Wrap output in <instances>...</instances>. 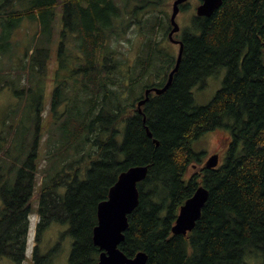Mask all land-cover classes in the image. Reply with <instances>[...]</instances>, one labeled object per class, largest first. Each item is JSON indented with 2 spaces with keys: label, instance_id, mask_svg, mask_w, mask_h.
I'll return each mask as SVG.
<instances>
[{
  "label": "trees",
  "instance_id": "obj_1",
  "mask_svg": "<svg viewBox=\"0 0 264 264\" xmlns=\"http://www.w3.org/2000/svg\"><path fill=\"white\" fill-rule=\"evenodd\" d=\"M162 2L0 0V93L10 89L18 99L0 129V162L11 161L7 173L0 163V257L24 264L37 199L31 264H52L57 247H40L53 223L68 226L69 264H97L98 204L121 172L147 165L120 244L128 256L145 251L147 264H264V0H224L211 16L195 15L172 84L140 113L144 89L163 86L176 64L164 44L171 24L157 11ZM30 25L29 40L17 39ZM134 26L148 34L128 64L116 43ZM222 68L223 86L197 105L193 88ZM219 128L231 134L224 162L187 176L201 159L193 142ZM45 132L49 161L66 162L45 169L39 182ZM200 185L209 190L200 218L174 234L180 207Z\"/></svg>",
  "mask_w": 264,
  "mask_h": 264
},
{
  "label": "rangeland",
  "instance_id": "obj_2",
  "mask_svg": "<svg viewBox=\"0 0 264 264\" xmlns=\"http://www.w3.org/2000/svg\"><path fill=\"white\" fill-rule=\"evenodd\" d=\"M173 2L174 0H163L162 4L159 6V8H157V11L161 12V15L164 16L168 15L170 17L173 9ZM11 6H15V5H11ZM61 14H62L61 9H58V16L60 17ZM195 14H196V9L193 6V4L189 5L187 9L180 11V13L177 16V21L181 27V30L179 33L175 34L174 36L175 38L177 39L181 38L186 28L192 25L193 17ZM27 25L29 24L26 23V26ZM26 26L23 27L21 29L20 34L16 36L17 39L21 38L22 40L23 38L25 39L27 38L29 40V38L26 37L28 28L30 32L33 33L34 27L32 25L28 27ZM147 34L148 32H146L145 28H144V32H141L137 26H134L127 30L126 35L120 39L119 43H116L118 49L123 53H125L126 57L129 59L128 64L135 63V59L138 56L139 50L142 47L143 41L145 40ZM158 37L159 39H161L163 36L161 34H158ZM164 40H165L164 44L168 46L171 53H173L176 56L179 50V45L171 42L168 39V36H166ZM25 43L26 40H24L23 44ZM56 63L57 62L54 59L52 61V64L50 65L51 68L49 74L51 81L52 78L54 77L55 68H57ZM226 73H227V69L222 68L217 74L208 77L205 80L204 84L200 83L199 85H196L193 88L194 99L197 105H206L212 101L217 91L223 86ZM52 86L53 85L50 83L47 86L48 92L45 93V99L47 100L46 111H48L50 108L49 99L52 98V95H50ZM141 90H142L141 88L138 89V94ZM17 103H18V99L10 89H5L0 93V129H2V126L4 125L3 118L5 116V111L9 110L10 107H13ZM20 118L21 116H18L16 120H20ZM47 120H49V118L45 120V123L47 122ZM48 126L50 127V124H47L46 127ZM49 135L48 132L44 133V136L42 138V144L39 148L40 149L39 159H38L39 169L37 171V177L39 182L42 181L43 177L46 174L45 169L49 167L50 168L54 167L55 169V167H60L61 164H65L66 162L65 160H63L62 162L58 163L56 162V158L49 161V154H48L49 147L46 145L48 144L49 141ZM230 136L231 134L229 129L219 128L217 130L204 133L200 138L194 141L192 144L193 150L197 154H199L201 159L200 160L197 159L191 164L187 176L194 173L195 171L196 172L199 171L201 167L205 166L207 160L213 154L218 153L220 156V163H223L226 156L225 146L223 142L227 141V139ZM1 162L4 164L5 167L3 169V172H6V168L8 169V167L11 165L10 164L11 161L9 158L8 159L6 158L5 162L3 161ZM1 205H2V200L0 197V207ZM37 205H38V201L36 199L33 203L35 209ZM35 209L33 211H35ZM37 219H38V214L34 213L33 216H31L27 258L24 261V264H31L32 253L36 245L35 239H36ZM67 229H68L67 225H62L60 223H53L49 226V228L45 231L43 235V239L40 247L42 253H48L55 247H57L58 250L52 264H69V259L72 249V238L69 235L62 237L63 233ZM0 264H17V263L8 257H0Z\"/></svg>",
  "mask_w": 264,
  "mask_h": 264
},
{
  "label": "water",
  "instance_id": "obj_3",
  "mask_svg": "<svg viewBox=\"0 0 264 264\" xmlns=\"http://www.w3.org/2000/svg\"><path fill=\"white\" fill-rule=\"evenodd\" d=\"M186 0H175L171 14L172 29L169 33L171 41L180 45L176 64L169 73L168 80L163 87H152L145 91V97L138 101L137 106L143 113V105L149 99L151 91L158 94L165 92L172 84L174 74L178 71L184 49L182 40L174 38V33L180 30L176 18L180 12V5ZM224 0H203L197 8V15L211 16ZM145 119V117H144ZM148 133L152 136L151 131ZM219 164V154H213L206 162V167L213 168ZM149 167L135 165L121 172L117 181L111 186L108 198L101 201L97 207L98 223L93 229V240L102 250L97 264H147L148 254L139 251L134 256H128L120 247L125 239V230L129 225V215L136 209L140 201L138 183L146 179ZM209 190L200 185L194 194L181 206L175 223L172 225L174 234H187L191 231L202 214V209L208 200Z\"/></svg>",
  "mask_w": 264,
  "mask_h": 264
},
{
  "label": "flooded vegetation",
  "instance_id": "obj_4",
  "mask_svg": "<svg viewBox=\"0 0 264 264\" xmlns=\"http://www.w3.org/2000/svg\"><path fill=\"white\" fill-rule=\"evenodd\" d=\"M175 1V0H174ZM202 2H203V0H186L185 2H183L181 5H180V11L181 10H185V9H187V7L189 6V5H192L193 4V6L195 7V9H196V16H199V15H197V8H198V6L199 5H201L202 4ZM180 13V12H179ZM194 15V16H195ZM179 33V32H178ZM175 34H177V33H175ZM180 39V38H179ZM149 87H153V86H149ZM148 87V88H149ZM146 89H147V87L145 88V90H144V94L142 95V96H140L139 97V99H138V101L140 100V99H142L144 96H145V91H146ZM154 94H157L154 90L153 91H151L150 92V96L151 95H154ZM137 107V106H136ZM138 109V108H137ZM139 112V111H138Z\"/></svg>",
  "mask_w": 264,
  "mask_h": 264
},
{
  "label": "bare ground",
  "instance_id": "obj_5",
  "mask_svg": "<svg viewBox=\"0 0 264 264\" xmlns=\"http://www.w3.org/2000/svg\"><path fill=\"white\" fill-rule=\"evenodd\" d=\"M188 93V92H187ZM147 124V123H146ZM229 139V138H228ZM158 145V144H157ZM173 195V194H172Z\"/></svg>",
  "mask_w": 264,
  "mask_h": 264
}]
</instances>
